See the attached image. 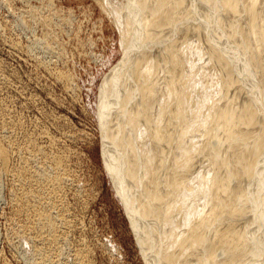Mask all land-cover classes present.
<instances>
[{
    "label": "bare ground",
    "instance_id": "1",
    "mask_svg": "<svg viewBox=\"0 0 264 264\" xmlns=\"http://www.w3.org/2000/svg\"><path fill=\"white\" fill-rule=\"evenodd\" d=\"M96 1L122 49L99 85L101 153L148 264H264V0ZM1 100L0 177L24 263L56 264L75 226L66 161L20 144L22 117ZM89 249L70 264H90Z\"/></svg>",
    "mask_w": 264,
    "mask_h": 264
},
{
    "label": "rangeland",
    "instance_id": "2",
    "mask_svg": "<svg viewBox=\"0 0 264 264\" xmlns=\"http://www.w3.org/2000/svg\"><path fill=\"white\" fill-rule=\"evenodd\" d=\"M99 5L96 0H0V66L10 85L1 88L0 100L22 117L20 144L30 136L66 161L63 199L75 226L56 264H70L73 249L85 245L91 248L90 264H148L101 153L99 85L122 49L116 24ZM18 159L13 154L8 168ZM6 174L0 177V264H25L31 246L15 234L18 220Z\"/></svg>",
    "mask_w": 264,
    "mask_h": 264
}]
</instances>
